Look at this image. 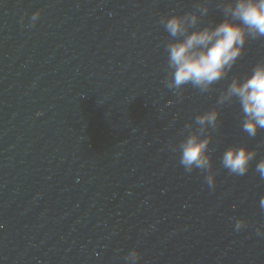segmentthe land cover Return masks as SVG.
<instances>
[{
    "label": "water",
    "instance_id": "obj_1",
    "mask_svg": "<svg viewBox=\"0 0 264 264\" xmlns=\"http://www.w3.org/2000/svg\"><path fill=\"white\" fill-rule=\"evenodd\" d=\"M197 2L0 0V264H128L133 248L137 264H264V129L249 137L239 105L220 108L214 190L172 150L264 60L249 39L211 91L175 95L159 21ZM207 3L201 26L224 18ZM230 145L257 149L243 176L221 165Z\"/></svg>",
    "mask_w": 264,
    "mask_h": 264
},
{
    "label": "clouds",
    "instance_id": "obj_2",
    "mask_svg": "<svg viewBox=\"0 0 264 264\" xmlns=\"http://www.w3.org/2000/svg\"><path fill=\"white\" fill-rule=\"evenodd\" d=\"M223 11L218 23L201 26L208 11L207 0H198L197 11L161 17L159 23L169 34L165 45L168 75L164 83L175 95H181L183 86L190 84L201 93H207L229 75L245 50L249 39L264 38V0H218ZM40 16L37 10L31 17L35 24ZM237 103L242 114L241 128L249 137L264 129V60L258 61L250 74L233 76L227 88L220 92L216 106L199 113L194 124L184 126V138L173 151H179V163L184 171L200 170L210 189H215L216 173L210 155L212 133L220 127V108ZM257 156V149L247 145H230L220 157L221 165L230 174L243 176ZM256 172L264 180V158L256 164ZM264 208V197L260 199ZM246 224L236 220L237 230ZM264 234V226L257 229ZM140 253L133 248L128 252V264H137Z\"/></svg>",
    "mask_w": 264,
    "mask_h": 264
}]
</instances>
